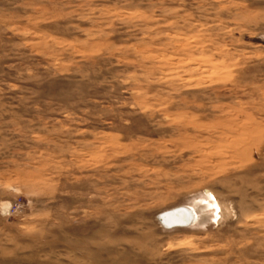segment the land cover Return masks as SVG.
<instances>
[{
  "label": "rangeland",
  "instance_id": "obj_1",
  "mask_svg": "<svg viewBox=\"0 0 264 264\" xmlns=\"http://www.w3.org/2000/svg\"><path fill=\"white\" fill-rule=\"evenodd\" d=\"M0 264H264V0H0Z\"/></svg>",
  "mask_w": 264,
  "mask_h": 264
},
{
  "label": "water",
  "instance_id": "obj_2",
  "mask_svg": "<svg viewBox=\"0 0 264 264\" xmlns=\"http://www.w3.org/2000/svg\"><path fill=\"white\" fill-rule=\"evenodd\" d=\"M190 211V206L180 205L158 213L156 219L164 228L186 227L191 225L193 219L190 217L184 220L180 218V214Z\"/></svg>",
  "mask_w": 264,
  "mask_h": 264
},
{
  "label": "bare ground",
  "instance_id": "obj_3",
  "mask_svg": "<svg viewBox=\"0 0 264 264\" xmlns=\"http://www.w3.org/2000/svg\"><path fill=\"white\" fill-rule=\"evenodd\" d=\"M190 217H192V219L194 218V212H193L192 208H191V211L190 212H182L180 214V218H182L184 220H186V219H188Z\"/></svg>",
  "mask_w": 264,
  "mask_h": 264
}]
</instances>
